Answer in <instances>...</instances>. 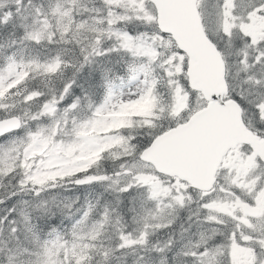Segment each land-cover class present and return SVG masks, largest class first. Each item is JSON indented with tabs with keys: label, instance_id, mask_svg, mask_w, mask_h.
<instances>
[{
	"label": "snow or ice",
	"instance_id": "6c2138e0",
	"mask_svg": "<svg viewBox=\"0 0 264 264\" xmlns=\"http://www.w3.org/2000/svg\"><path fill=\"white\" fill-rule=\"evenodd\" d=\"M0 264H264V0H0Z\"/></svg>",
	"mask_w": 264,
	"mask_h": 264
}]
</instances>
